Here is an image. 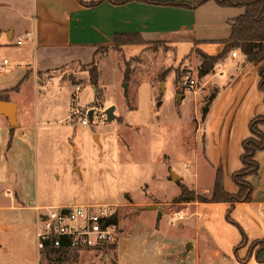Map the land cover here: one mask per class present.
<instances>
[{
    "label": "rangeland",
    "instance_id": "1",
    "mask_svg": "<svg viewBox=\"0 0 264 264\" xmlns=\"http://www.w3.org/2000/svg\"><path fill=\"white\" fill-rule=\"evenodd\" d=\"M148 1L120 5L115 0L118 6L134 4L115 11L112 23L125 31L117 34H140L147 28L154 31L147 41L167 42L100 48L89 65L39 75L38 90L27 79L12 83L17 90L7 99L18 109L19 127L9 129V137L0 132V162L10 175H0V264H186L187 245L194 247L189 255L200 264H259L250 252L254 241L264 239V217L257 206L264 204V150L255 157L258 175L246 179L254 205L207 202L218 172L226 192L238 191L233 176L243 168L242 145L251 137L250 122L264 117L260 77L252 65L240 66L242 56L232 59L230 53L203 81L198 52L216 56L222 46L195 43L191 34L176 42L169 32L197 22L196 35L224 40L228 24L168 0ZM179 1L175 4L192 2ZM102 10L84 18L75 41H92L90 27L101 29L95 18ZM126 18L130 27L120 23ZM14 54L0 55V65L6 59L17 70L0 74V80L19 76ZM93 67L96 89L90 81ZM221 67L227 74L216 81ZM186 76L200 79L197 95L178 89ZM110 107H115L111 122L104 115ZM92 109V123L83 125ZM4 125L0 116V129ZM25 127L32 129L23 137ZM172 174L179 180L173 182ZM182 184L195 194L210 191L196 194L206 203L178 202ZM11 201L23 209L3 211ZM36 204L116 206L118 241L99 249L37 256L31 211ZM153 206L157 211L146 210ZM187 208L188 217L172 223L174 213Z\"/></svg>",
    "mask_w": 264,
    "mask_h": 264
},
{
    "label": "crops",
    "instance_id": "2",
    "mask_svg": "<svg viewBox=\"0 0 264 264\" xmlns=\"http://www.w3.org/2000/svg\"><path fill=\"white\" fill-rule=\"evenodd\" d=\"M97 1L98 0H83V2L86 4L96 3ZM168 2L180 1L168 0ZM122 4L124 3H121L120 5ZM133 6L134 4L118 6L115 3V0H104L100 4L92 7L81 4L79 0H0V55L4 54L8 56L9 52L15 51L16 56L14 54L13 60L15 59V57H17L16 62L19 65L16 66V68L20 70L19 76H15V78L13 77L12 79L11 76L8 79L0 80V101L10 102L7 97H9V93H15L14 91L17 90V88H15L12 83L16 82L18 78H22L23 81L27 79V82L33 81L36 90H38L39 75L54 74L60 69L71 67L76 64H91L96 58L100 48L111 47L113 45L114 35H116L118 32L125 33V31H118L115 23H112L115 16V11L120 9H128ZM103 8V12H101V14H98L95 18V20L100 24L101 29L90 27L92 33L90 38H92V41H75L78 38L80 30H83L84 28V18L92 14V12L99 11ZM193 12L195 14L206 12L207 14H210V18L218 22L224 21L226 24H228V27L229 23L232 20L243 14L242 9L221 8L213 1H210L197 9H193ZM120 23L126 27H130L132 25V22L129 18L123 20L120 19ZM139 33L142 38L147 41L145 37L151 33H154V31H148L147 28H145ZM160 33L163 34L164 32ZM169 34L174 37L176 42L180 41L179 38L183 34H191V38L195 43L199 42L215 44V42L223 41L216 40V37L202 38L196 35L197 22L192 23L191 25H189V27H187L186 25H181L175 31H170ZM229 35L230 27L228 37ZM20 38H24V42L21 46H17L16 43ZM154 42H167V39L165 41L161 40ZM242 59L243 61L240 66L242 68H245L248 64L245 62L243 57ZM221 62L222 60H220L215 66H221ZM261 66H264V64H262ZM14 69L15 67L13 68L10 66V72L7 74L12 75L13 73H15L13 71L17 70ZM258 69V67H254V70L257 71V73ZM227 71V68L221 67L220 73L214 75L217 76L216 81H221L227 74ZM205 78L206 77H204L202 80L204 81ZM16 110L17 119V107ZM208 114L209 110L207 116ZM1 117L4 118L5 125L0 129V132L3 136L9 137V124L4 116ZM31 129V127H25L23 130V137L27 132H30ZM11 130L12 129H10V131ZM201 135L202 133L199 134L200 137H202ZM13 142L14 139H12V147L7 153L8 159L10 158V163L11 158L12 161L14 158ZM3 166L4 165L0 162V175L4 177L10 176L7 173L6 167L4 168ZM195 192L196 194H200L197 191ZM209 193L210 191L206 190L200 195ZM18 200L21 202V204L26 205L24 203L25 201H22L23 199H20L18 197ZM13 202L14 201H11V205H9L3 211L23 209L22 206L20 207L19 205H17L18 203L14 204ZM246 204L254 205L255 203L250 201ZM257 206L258 214L261 217H264V204H258ZM196 207L198 209L201 206L197 204ZM28 208L29 207H26V209ZM7 229L8 226L4 225L3 230ZM193 250L194 247H192L191 251H186V264H200V259L198 257H196L195 260L191 259V256L189 254ZM171 264H174V262H171Z\"/></svg>",
    "mask_w": 264,
    "mask_h": 264
},
{
    "label": "trees",
    "instance_id": "3",
    "mask_svg": "<svg viewBox=\"0 0 264 264\" xmlns=\"http://www.w3.org/2000/svg\"><path fill=\"white\" fill-rule=\"evenodd\" d=\"M102 1L104 0L86 4L83 0H79L81 4L91 7L100 4ZM128 1L133 0H121L120 3H127ZM140 1L150 2L148 0ZM210 1L215 2L221 8L242 9L243 14L229 23V37L226 40L215 42V44L222 46V51L219 54L216 56H208L202 52H198L202 59L198 74L199 78L208 76L220 60L230 53L237 52L244 58L247 64L259 68L258 75L260 77V82L258 89L264 92V66H261L264 64V0H192V2L188 4H175V2H171V4L193 10ZM150 43L158 42L148 43L140 34H116L113 37V45L116 48L130 45H147ZM90 81L92 86L96 89L98 84V73L94 67L90 70ZM249 127L251 137L245 140L242 145L243 153L241 155V163L243 168L239 173L233 176L234 182L238 186V192L236 194L227 193L224 189L221 174L218 172L212 197L207 203H230L233 206L236 203H249L251 201L252 188L246 182V179L249 176L258 175L259 167L255 161V157L258 152L264 150V117L255 118L250 122ZM11 132H13V130H11ZM176 200L178 202L198 201L206 203V200L196 195L193 191L187 190L183 185H181V193ZM52 251L53 250L47 249L43 253L49 256L52 254ZM250 253L258 263L264 264V240L253 242Z\"/></svg>",
    "mask_w": 264,
    "mask_h": 264
},
{
    "label": "built area",
    "instance_id": "4",
    "mask_svg": "<svg viewBox=\"0 0 264 264\" xmlns=\"http://www.w3.org/2000/svg\"><path fill=\"white\" fill-rule=\"evenodd\" d=\"M24 38L16 45L21 46ZM232 58L239 54L233 52ZM10 72L9 61L4 60L0 66V74ZM198 77L186 76L178 84V89L184 93L197 95L201 89ZM80 88H76V93ZM83 125L89 124L86 117ZM190 206V205H187ZM34 212L36 251L38 254L47 249L53 251H78L99 249L116 245L118 241V209L110 204H89L72 206H40L31 208ZM63 210L67 212L63 214ZM189 209L174 213L172 223L188 217Z\"/></svg>",
    "mask_w": 264,
    "mask_h": 264
},
{
    "label": "water",
    "instance_id": "5",
    "mask_svg": "<svg viewBox=\"0 0 264 264\" xmlns=\"http://www.w3.org/2000/svg\"><path fill=\"white\" fill-rule=\"evenodd\" d=\"M16 111L17 110H16L15 105L12 104L11 102L0 101V115L4 116L6 118L8 124H9V127L12 130L19 127L17 119H16ZM114 112H115V107H110L107 110H105L104 115L109 122L115 120ZM93 113H94L93 109L88 112V118H89L90 123H92V121H93ZM177 180H179V178L172 174V181L176 182ZM146 210L157 211V207L156 206L147 207ZM66 212H67L66 210H63L62 213L65 214ZM157 217H158V219L161 218V212H159V211L157 212ZM191 249H192L191 245L186 246L187 252H189Z\"/></svg>",
    "mask_w": 264,
    "mask_h": 264
}]
</instances>
